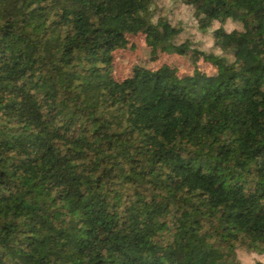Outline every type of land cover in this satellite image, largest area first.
I'll use <instances>...</instances> for the list:
<instances>
[{
	"label": "trees",
	"instance_id": "16d2710c",
	"mask_svg": "<svg viewBox=\"0 0 264 264\" xmlns=\"http://www.w3.org/2000/svg\"><path fill=\"white\" fill-rule=\"evenodd\" d=\"M160 1L0 0V264L264 255V0H176L217 53ZM136 34L201 65L118 78Z\"/></svg>",
	"mask_w": 264,
	"mask_h": 264
},
{
	"label": "rangeland",
	"instance_id": "374dc122",
	"mask_svg": "<svg viewBox=\"0 0 264 264\" xmlns=\"http://www.w3.org/2000/svg\"><path fill=\"white\" fill-rule=\"evenodd\" d=\"M156 5L158 13L166 15L172 24L181 27L182 32L177 39L178 41L187 38L206 51L218 52L211 33L202 32L198 29L190 7L176 0H163ZM240 27L241 25L237 22L227 21L225 23L227 30ZM129 40L128 47L115 52L116 75L118 78L124 74L128 66L134 63L149 67L168 64L177 67L180 71H189V62L192 61H196L201 65V62L197 59L158 52L145 44L144 36L141 34L129 35ZM203 69L208 73L213 71L210 65L205 66ZM237 258L240 264H255L256 261L264 262V255H257L254 252L249 253L241 249L237 251Z\"/></svg>",
	"mask_w": 264,
	"mask_h": 264
}]
</instances>
